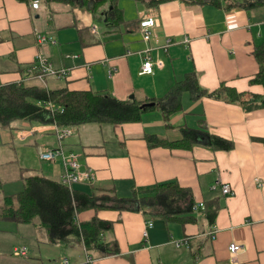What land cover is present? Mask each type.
Instances as JSON below:
<instances>
[{
    "label": "crops",
    "instance_id": "0c3cea01",
    "mask_svg": "<svg viewBox=\"0 0 264 264\" xmlns=\"http://www.w3.org/2000/svg\"><path fill=\"white\" fill-rule=\"evenodd\" d=\"M77 1L40 0L39 7L33 8L32 2L0 0V85L36 83L149 103L146 100L164 96L194 71L199 85L208 91L225 83L240 92L264 93L263 85L251 82L260 68L255 49L264 40L261 0H163L155 6L119 0L123 20L115 26L107 22L110 2L94 13L93 3L98 0ZM255 1L260 3L245 5ZM146 15L159 19L149 41L143 39L140 28ZM37 33L48 34L55 42L40 43ZM187 37L191 40L184 44ZM168 39L172 44L164 48ZM147 46L164 61L153 74L140 73L138 51ZM38 54L57 69L67 68L68 74L48 75L44 81L34 77ZM109 70H113L111 77ZM202 120L211 133L234 141L235 146L229 150L201 144L192 149L150 147L145 138L156 134L176 140L180 126L196 127ZM170 121L172 125L166 126L156 109L146 112L141 121L72 126L64 147L76 151L82 168L94 172V177L74 184V189L89 195L112 190L128 197L133 189L175 181L192 191L195 204L218 202L215 221H210L205 208L193 210L194 219L186 222L153 212L88 208L78 213V221L95 216L112 221L104 240H116L119 248L105 256L89 253L96 256L91 264H264V107L247 110L207 96L194 99L186 92L182 109ZM17 143L23 146L17 148ZM56 145L50 124L19 120L11 127L0 126V210L4 195L22 190L27 176L39 174L60 182L63 165L59 160L34 165L41 148ZM28 151H34V157ZM217 180L229 183L234 193L225 195L221 186L214 189ZM148 221L153 226L147 227ZM15 237L19 242L8 249L6 240L17 241ZM231 242L242 244L243 249L232 255ZM16 247H26L27 255L15 256ZM59 247L70 264H84L90 257L82 239L51 244L38 217L31 223L0 219V264H61L48 261L59 255Z\"/></svg>",
    "mask_w": 264,
    "mask_h": 264
},
{
    "label": "trees",
    "instance_id": "16d2710c",
    "mask_svg": "<svg viewBox=\"0 0 264 264\" xmlns=\"http://www.w3.org/2000/svg\"><path fill=\"white\" fill-rule=\"evenodd\" d=\"M22 1L33 3L34 0ZM60 1L78 2L77 0ZM107 1L110 2V7L106 10L107 22L112 26L118 25L123 20L122 10L118 6L119 0L94 1L92 10L96 13L97 9ZM139 1L147 6H155L163 0ZM258 3L260 1L244 4L249 6ZM261 3L264 4V0H261ZM231 5L233 4L228 7ZM255 56L260 68L251 82L264 87V40L256 46ZM34 71L38 72L36 68ZM186 92L194 99L207 96L240 104L247 110L264 107V93L240 92L225 83L215 90L208 91L199 85L194 71L187 73L184 79L177 82L164 96L146 100V102H154L153 105L146 107H142L145 101L135 98L121 100L110 93L72 91L67 88L49 89L36 83L10 82L0 85V126L11 127L19 120L37 124L55 123L61 127H76L91 122L117 124L141 121L146 112L158 109L166 126L169 127L172 125L170 121L172 115L182 109V100ZM202 122L196 127L180 126L181 136L176 140L167 141L156 134H146L145 138L150 147L168 145L192 149L193 146L201 144L214 150H229L235 146L234 141L211 133L204 120ZM194 205L192 191L175 181L158 183L147 189H133L131 196L120 197L112 190L103 189L89 195L74 187L70 189L58 180L36 174L27 176L23 189L16 194L4 195L0 219L31 223L38 217L40 224L47 230L51 244H66L75 238L82 239L88 254L97 252L105 256L117 253L119 250L116 240H104V236L113 228V222L97 216L79 222L77 219L79 212L88 208L126 209L144 213L153 212L167 219L186 222L194 219ZM219 207L220 204L216 201L204 207L210 221H215ZM89 255L91 258H96L92 254ZM84 264L91 263L88 261Z\"/></svg>",
    "mask_w": 264,
    "mask_h": 264
},
{
    "label": "built area",
    "instance_id": "2783aa9c",
    "mask_svg": "<svg viewBox=\"0 0 264 264\" xmlns=\"http://www.w3.org/2000/svg\"><path fill=\"white\" fill-rule=\"evenodd\" d=\"M32 6L37 8L39 7V0H34L32 3ZM147 19L153 18H143L140 22V28L142 31V34L145 35L146 38H149L150 36V26H146L148 24ZM38 42L40 43H46V42H55L54 38L44 34V33H37ZM190 40L186 39L183 40L184 44L189 43ZM169 44V39L167 40L166 44L164 45V48H166ZM152 47L147 46L145 50L138 51L139 55L142 58V67H141V74H153L156 70V68H162L164 66L163 59L157 57L155 58L152 55ZM35 68L37 69L38 73L33 75L34 77H37L39 79H44L45 76L52 75L57 77H63L68 74L67 68L57 69L55 68L52 63L43 55L38 54L36 58V65ZM109 74H113V70H109ZM52 128L56 131V135L59 141V144L56 146V149H49L42 148L39 150L41 158H45V161H56L60 160L63 164V172L61 174V182L69 187H72L74 184L91 179L90 169H84L82 168L80 162H79V155L74 151L66 150L63 146L62 141L73 133V128L71 127H61L56 124L52 125ZM230 189L228 185L224 187V192H229ZM201 208H204V203L200 202L197 203L194 206V210H199ZM153 226L152 221L147 222V227ZM217 230L214 228L212 230V236L215 237ZM144 236H148V230L145 228L144 230ZM178 245H182V242H177ZM243 249V245L238 242H231L229 244V251L232 255L237 254L239 251ZM13 254L15 256H26L27 255V248L26 247H16L13 250ZM94 259L91 257H88L87 262L89 261L92 263ZM64 264H70L68 258L64 259Z\"/></svg>",
    "mask_w": 264,
    "mask_h": 264
},
{
    "label": "bare ground",
    "instance_id": "6f19581e",
    "mask_svg": "<svg viewBox=\"0 0 264 264\" xmlns=\"http://www.w3.org/2000/svg\"><path fill=\"white\" fill-rule=\"evenodd\" d=\"M33 7V6H32ZM33 8H35V7H33ZM38 8V7H37ZM143 18H153V20L152 19H147L146 21H148V24H146V26H150V25H152L151 27H150V36H149V38H146L145 37V35L143 34V39L145 40V41H149L151 38H152V36H153V29L156 27V26H158L159 25V19L157 18V16H154V15H146V16H144ZM142 18V19H143ZM141 19V20H142ZM141 20H140V22H141ZM186 39H188V40H191L190 38H185V40ZM55 40V39H54ZM172 44V40L171 39H169V44H168V46H167V48L170 46ZM187 46V45H186ZM147 48V47H146ZM145 48V49H146ZM145 49H143V50H145ZM38 73V72H37ZM109 76L111 77L112 76V74H109ZM45 79V78H44ZM44 79H43V81H44ZM42 80V79H41ZM55 124V123H54ZM54 124H50L51 126L52 125H54ZM57 125V124H56ZM59 126V125H58ZM66 127V126H65ZM71 128H73L72 126H70ZM54 130V129H53ZM54 132H55V134H56V131L54 130ZM71 135V134H70ZM56 137H57V135H56ZM57 141H58V138H57ZM62 143H63V141H62ZM58 144H59V141H58ZM57 146V145H56ZM56 146H54V147H45V148H47L46 150H49V149H56L57 147ZM63 146H64V144H63ZM65 148V147H64ZM42 149V148H41ZM66 149V148H65ZM70 151H73V150H70ZM76 154H77V156L79 155L76 151H74ZM38 156H39V158L41 159V160H44L45 158H41V156H40V153H39V151H38ZM57 161V160H56ZM60 161V160H59ZM48 162H55V161H48ZM61 162V161H60ZM80 162V161H79ZM62 163V162H61ZM63 165V164H62ZM63 172V171H62ZM90 174H91V177H94V172L93 171H90ZM60 182H61V180H60ZM65 185V184H64ZM226 185H228V187H229V189H230V191L229 192H224V187L226 186ZM67 186V185H66ZM219 186H221V188H222V192L225 194V195H231V194H233L234 193V191H233V188L231 187V185L229 184V183H225V182H221V180H217L216 182H214V184H213V188L215 189V188H217V187H219ZM69 187V186H68ZM73 187H74V185L72 186V187H69L70 189H73ZM197 204V203H196ZM195 204V205H196ZM194 205V206H195ZM204 207H205V204H204ZM193 209H194V207H193ZM202 209V208H201ZM200 210V209H199ZM195 211H198V210H195Z\"/></svg>",
    "mask_w": 264,
    "mask_h": 264
},
{
    "label": "rangeland",
    "instance_id": "374dc122",
    "mask_svg": "<svg viewBox=\"0 0 264 264\" xmlns=\"http://www.w3.org/2000/svg\"><path fill=\"white\" fill-rule=\"evenodd\" d=\"M42 1H44V0H42ZM56 1H60V0H56ZM102 22V21H101ZM104 24V22H102V25ZM39 80H41V79H39ZM41 81H43V80H41ZM150 103H153L154 104V102H150ZM152 104V105H153ZM158 110V109H157ZM158 111H160V110H158ZM160 113H161V111H160ZM164 139V138H163ZM17 148H20L21 146H23V144L22 143H17ZM8 150H10L9 148H7ZM37 154H38V152H37ZM27 155H29V156H31V157H34V151H28L27 152ZM35 161H34V165L36 166V167H40L42 164H44V162H45V160H42L41 161V159L39 158V156L38 157H36L35 159H34ZM46 162H48V161H46ZM4 180H7V179H10L12 176H1ZM6 190H9V186L7 185L6 186V188H5ZM12 191V190H11ZM3 207V206H2ZM7 224H9L10 226H19V225H17V224H15V223H13V222H8ZM15 238H18V237H15ZM21 241V240H20ZM15 242H19V238H18V240L17 241H15L14 239H12V238H9V239H7L6 240V243H9V245L7 246L8 247V249H10L11 247H13L14 246V243ZM22 242V241H21ZM56 250H58V251H56V253H58L59 255H57V256H54L53 257V259L52 260H48L49 262L50 261H52V262H54V263H60L61 262V264H64V252H63V249H62V247H59V249H56ZM6 252H7V250H6ZM67 257H68V255H67ZM70 260H71V258H69Z\"/></svg>",
    "mask_w": 264,
    "mask_h": 264
},
{
    "label": "water",
    "instance_id": "95a60500",
    "mask_svg": "<svg viewBox=\"0 0 264 264\" xmlns=\"http://www.w3.org/2000/svg\"><path fill=\"white\" fill-rule=\"evenodd\" d=\"M133 97H134V96L132 95L131 98H133ZM152 104H153V103H150V102H149V103H144V104L142 105V107H146V106H148V105H152Z\"/></svg>",
    "mask_w": 264,
    "mask_h": 264
}]
</instances>
